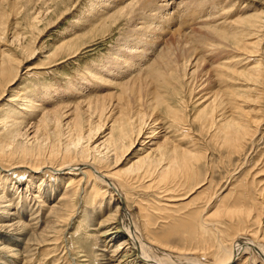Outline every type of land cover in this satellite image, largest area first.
I'll return each instance as SVG.
<instances>
[{
  "label": "bare ground",
  "instance_id": "6f19581e",
  "mask_svg": "<svg viewBox=\"0 0 264 264\" xmlns=\"http://www.w3.org/2000/svg\"><path fill=\"white\" fill-rule=\"evenodd\" d=\"M22 1L23 4L21 5L26 7L29 4L35 3L37 0ZM54 1L56 0H51V3ZM223 1L187 0L185 2L187 7L180 10L176 8L175 0H92L86 6L84 5L83 11H79L80 14L77 21H80L82 26H87L89 29L88 32L95 29L110 31V28L117 24L120 19L123 20L125 28H122L120 32L122 36L109 48L108 55H104L103 57L105 58L102 57L97 67L95 64V68L93 67V72L90 75V81L94 84L92 87L94 90L100 87H108L109 90L106 94H98L97 97H94L98 106L103 107L107 95H114L113 88H120L122 91L127 92L129 89H134L137 86L138 90H135L136 92L141 91V89L144 91L149 86V78L157 80L159 84L156 88L153 87L155 88L154 91L152 89L146 92L147 95H150L148 98L149 102H147H155L156 104L172 103L166 97V87L170 85L167 88H176L179 91L181 85L187 84L188 80L197 71L200 72L203 70L202 65H204V61L197 56L198 54H195L197 50L194 51V46L188 47L189 44L187 43V46L183 41L186 46L181 44L183 47L181 46L182 49L179 50L178 48H174L172 45L174 43L171 44V40L169 44H167L168 40L165 44L163 37L169 32L174 33V29L177 26L174 25L176 27L173 28L174 26L171 27V25L175 22H178V27L183 26L184 29H188L193 24L192 22H195L199 17H203L207 21L211 18L213 19L218 14L217 5L219 8L225 9L226 4ZM230 1L228 2L227 0L228 3ZM7 3L13 6L17 5L18 2L16 0H0V37L8 29L6 23L9 24V21H7V11L5 13L4 8V4ZM73 7L74 3L68 6L66 12H70ZM175 8L176 10L169 11V9ZM213 8L214 12L212 11ZM252 9V13L250 12L243 16L238 14L239 16L231 21L227 20L228 17L225 18V12L223 14L221 12L219 16H224V20H221L219 25L218 23L214 25L209 24L208 27L206 25V30L209 34L208 37H212V41H210L206 49L210 52L218 51L221 53V51H224L221 54V58L218 57V59L214 60L215 62L213 61V67L220 69V71L217 70L218 74L216 73L218 77H224L227 71L222 70L228 68L234 69L232 72L246 69V72L254 76L255 79L261 75L259 64L250 65L249 63L251 61L247 63L249 57L253 56L250 52L251 50L246 53L247 49L252 44L257 43L256 41H252L255 39L254 35L257 34L259 28H264V23L260 22L261 17L259 14L261 10L257 8ZM240 10L241 8L239 9L238 7L239 12ZM26 16L28 17L30 28H38L37 25L42 20V15L40 16L34 9L32 14L27 11ZM216 21L214 20V22ZM259 24L260 26H258ZM225 27H229V30L224 29ZM180 30L177 32L178 38L181 35ZM188 33L192 34L191 37H195V30L190 29ZM19 35L17 34L16 37L15 35L13 37L17 41H20V43L14 41L20 45L22 44L21 40L23 37L19 40ZM208 37L204 36V39L200 38L201 40L199 41H205V38L207 40L210 39ZM78 38L79 34L72 39L77 40ZM195 38L198 39V37ZM182 39H184V36H182ZM175 41L177 42L178 40ZM70 44H72L70 40H67L62 42L59 47ZM175 47L177 46L175 45ZM7 63V61L1 62L0 72H6L8 68ZM244 63L247 64L244 65ZM241 65H244V67L237 69V66ZM203 71H206V69ZM238 73L242 74V72ZM101 81H104V86H101ZM139 81H144V83H137ZM145 81H147L146 84ZM238 88H234L233 90V93L234 91L236 93V96L234 95L235 98L231 97V101L225 103L224 107H222L224 101L222 102L221 98H219L220 102H217V96L219 94L216 96L207 93L209 96L204 94L206 97L199 96L197 100L204 101V99H211L207 101L212 103L209 105L206 102L207 105L203 108L201 107L202 109L198 111L199 116V114H203L204 110H209L208 114H206L207 119L201 116V128L204 130L213 129L210 134L211 140H216V143L219 142L220 147L227 150L230 158L234 155L238 156L239 159L240 156L245 154L247 146L254 145L256 136L262 131L263 127H261V122L263 119L260 118L259 120V118H255L256 116L249 117L246 111L240 108L241 106L239 104L245 102L248 97L243 93V90L239 91ZM140 93V96H142L143 92L141 91ZM90 94L89 92V95L86 94L85 98L75 103L83 104L86 100L91 103ZM65 95L70 96L72 94L67 93ZM45 96H48V94ZM77 96L79 97V95ZM14 97L8 100L11 104L6 107V113L3 115L4 119L1 121L3 125L2 130L3 132L6 131L4 138L9 141L6 142V145H2L3 150L2 152L0 151V264H33L38 249L45 244H52L56 240L55 237L61 219L68 217L67 215L69 212L71 213L73 206H76L74 214L78 215L83 212V222H85L89 229L94 230L92 235L96 234L98 237V250L94 252V257L97 258L98 264H264V160L260 162L259 160H255L251 165L244 167L243 165L246 162L235 163L236 167L234 172L236 173L238 170L236 173L238 175L230 176V181L231 178H235L233 182L227 185L230 186L228 192L224 196H221L220 194L222 192L219 193L217 191L205 200L202 205L198 204L206 191L205 187L202 188L206 182L191 185L186 192L176 195L174 200H168L169 202L163 203V206L160 204H157V206L152 205L154 206L152 210H156L154 218L164 219L172 216L167 214L169 211L168 207H172V209L175 207L174 209H176L178 201H186L185 199L189 198L187 202L183 201L180 204L181 208L189 207L186 209V212H183V215L178 214L180 216L178 218L180 219H175L171 223L170 228H165L161 225V233L159 235H153L150 230V225L153 223V211H150L151 213L144 212L145 208L141 204L137 205L136 213H138V218L141 220V223H137L133 219L132 212L125 202V199L129 198L131 190L133 189V180H130V174L128 173L120 175L119 173L127 171L121 170L120 168L122 167L118 168V166L124 161L128 162L132 160L134 153L130 155L131 151L128 152V149L135 142H139L137 144L138 150L136 149V151L143 156L129 163L130 165L127 168L128 170L131 169V172L136 169L145 168L143 172L148 176H142L147 177L148 181L156 178V176L164 179L170 174L172 168L178 169V171L179 169L181 171L183 170V172L189 175L187 177L192 179L191 176H193L192 173L196 170V163L204 155H200L191 147L189 149L175 145L168 147L166 143H163V146H158L159 149L153 148L152 146L155 142H158L153 141V139L159 135V132H156L159 129L154 124L149 128L143 129L141 120L139 125H133L130 121V119H133V112L132 116L129 114L130 116L128 117L127 110L125 113L121 112L116 120L112 117L115 123L111 124L110 133H103L104 135L102 136V145L105 144L107 147H110V150L114 154V160L113 158L108 159L106 157H101L97 160H88L84 156L87 154L84 148H80L82 151H79L78 154L71 155V149L77 148L81 141V124L77 122L78 116L74 117L77 120L73 119L72 125L73 130H75V137L73 136L74 138L65 145L63 152L57 148L54 142L49 152L47 154L43 152L45 154H42L40 152V145L29 146L25 142L16 141V137L20 133L21 125L23 123L26 124V121H30L36 114L39 116L38 121L45 124L47 121L49 122L50 116L51 119H55H53L55 125L52 135L57 138L60 132L62 116L65 115L66 117L69 114L65 112L62 115L56 109L52 110L47 107L41 110V106L38 104L41 98L36 100L30 93L22 94L19 98ZM134 97L136 98V95ZM202 98L203 100H200ZM111 99L114 101V98ZM42 100L44 102L49 101L44 96ZM140 100L142 99L140 98ZM143 100L146 102L147 99ZM179 102H181V97H179ZM234 103L239 104L234 105ZM78 109V106L76 107L75 105L73 110L69 109L68 111L77 114ZM25 110L28 111L25 112ZM165 110L170 115L172 121L178 120L172 123L173 126L177 127L179 125L178 122L181 120L186 121L183 118L184 116L179 114L178 109L166 104ZM138 117L139 119L142 118L143 114ZM144 120H146L145 117L142 121ZM68 123L71 124L70 122ZM35 125L32 123L33 130L31 132H33V135H35V129L37 128V125ZM175 129L178 130L177 128ZM39 130L41 131V129ZM113 130H116V133H113ZM185 133L189 135L190 132L186 131ZM45 136L47 135L45 134ZM165 139H167V136ZM34 142L36 141L34 140ZM41 143L44 144L43 142ZM4 147H7V149L4 150ZM46 147H48V144ZM162 148L163 150L161 151ZM157 151L158 153L160 152L159 157L155 156ZM240 160L242 161V159ZM106 166L110 168L107 170L103 169ZM155 170H157V175L153 174ZM192 170L194 171L192 172ZM24 175L28 179L24 183V186L20 188V186L15 185L14 180L16 181ZM114 177H118V180H115ZM44 182L45 185L43 186L42 183ZM192 195L194 196L192 197ZM213 197H216L215 200ZM192 203L195 206L191 207ZM102 205L104 207L101 208ZM211 207L214 208L210 212L209 209ZM102 213L104 215H101ZM72 218H68L70 222ZM64 236L63 234L60 237L61 244L65 249L64 252L65 254L67 253L70 264H76V257H71V251L73 252L74 248L69 247L72 249L70 250L66 246ZM170 236L178 237L181 246L168 245L169 240L166 238ZM119 237L121 239L115 243Z\"/></svg>",
  "mask_w": 264,
  "mask_h": 264
},
{
  "label": "rangeland",
  "instance_id": "374dc122",
  "mask_svg": "<svg viewBox=\"0 0 264 264\" xmlns=\"http://www.w3.org/2000/svg\"><path fill=\"white\" fill-rule=\"evenodd\" d=\"M16 1L18 3L17 5H13L14 7L8 3L4 4L5 13L7 11L6 16H7V21H9L8 22L9 24L6 23V27L8 29H6L4 35L0 37V64L2 61L8 62L7 63L8 71L6 70V72H0V94H1L0 96V128H1L0 129V151L1 152L3 150L2 145L3 146L6 145V142L9 141V140L8 141L5 140L4 138V133L6 131L3 132L2 130L3 125L1 124V121L2 119H4L3 115L6 113L5 112V110L7 109L6 107L10 106L11 104L8 102V100L12 98L13 96H15L14 98H19L22 94L30 93L32 94V96H34V99L36 100H39L41 98L40 99L41 101H38V104H40L41 106V110L47 107L48 109H52V110L56 109L57 111L61 112L62 115L65 112L69 114L66 117L65 115L62 116V122L60 123L61 124L60 132L57 138L54 137V135H52V131H54L53 127L55 125V122H54L55 119L54 118H53L54 120L51 119L50 116H49V119L51 121L49 120V122L47 121L45 124H43L41 121H38L39 116H37L36 114L35 117H32L30 119V121H26V124L23 123L21 125L20 133H19V136L16 137V141L23 142V143L25 142L29 146L30 145L31 146L40 145V152L42 154H45V153L47 154L49 150L51 149L52 145L54 144V142L57 148L61 150V152H63L65 145H67L68 142H70L71 139L75 137L74 135L75 130H73L72 125H73V119L77 120L74 117L78 116L77 122L81 124V128H80V132L82 133L81 141L77 148L71 149V155L78 154V152L82 151L81 149L84 148L87 151V154L84 156H86L88 160H92V159L97 160L98 158H101V157H106L108 159L113 158L114 160L115 159L114 154L110 150V147H107L105 144L102 145V141H103L102 136L106 133H110L111 124L115 123L113 121L117 119V116L119 117V114L121 112L125 113V111L127 110L126 113L128 117L130 115L132 116V112H133V116H132L133 119H130L133 125L135 126L139 125L140 120H141L143 129L149 128L152 124H154L156 128L159 129V130H156V132H159V135H157L158 137L155 136L154 138L155 140L153 139V141H158V142H155L156 145L154 144L152 146L153 148L159 149L158 146L160 145L163 146V143H166L168 147L171 145L181 146L182 148L185 147L188 149L191 147L192 149L194 148V150H196L200 155L202 156L204 155V157H202L196 163L195 172H193L194 170H192L193 172L192 173L193 176H191L192 179L190 177H187L188 174L183 172V170L181 171L179 169L178 171V169L172 168V171L170 172V174H168V176L165 177L164 179H160L158 178V176H156V178H153L152 180L150 179L148 181L147 177L142 176V175L148 176L144 174L143 172L145 168H142V169L140 168L139 170L136 169L132 172H131V169L128 170L127 168L130 165L129 163L133 162L138 157L143 156V155H140L136 151V149L138 148L137 144L139 142L138 141L137 143L135 142L134 144H132V147L128 149V152L131 151L130 155L131 153H134V155L132 154L133 155L132 160L128 162L124 161L118 166V168L122 167L120 168L121 170L127 171V172L119 173L120 175L124 173H128L130 174L129 175L130 180H133V189L131 190V194L129 195V198L125 199V202L127 203L129 209L132 212L133 219L137 221V223L139 222L141 223V220L138 218L139 215L138 213H136L137 205L141 204V206L145 208L144 212L147 211L151 213L153 211L152 213L153 223L150 225V230L153 233V235H159L161 233V228H160L161 225L164 226L165 228H170L171 223L175 219H180L178 218L180 217L178 214L183 215V212H186V209L189 207L181 208L180 204H182L184 200H182L181 202L178 201V206L176 209H174L175 207H173V209L172 207H168L169 211L167 212V214L172 215L171 217H167L164 219H160V218L158 219L156 217L155 219L154 216H155L156 210H152L154 208V206L152 205L157 206V204H160L161 206H163L162 204L169 202L168 200H174L176 198L175 197L176 195H180L186 192L187 189H189L191 185H194L195 183L201 184L203 182H206V184L202 186V188L205 187L206 191L202 195V198L200 199L199 204H198V205H202L203 202L207 200L208 198H210V196L215 194V192L217 191L219 193L222 192V194H220L221 196H224L228 192V189L230 188V186H227V185L233 182L235 178V177H233V179L231 178V181H230L229 180L230 176L238 175L236 174L238 170L236 171V173L234 172V169L236 167L235 163L238 164V163L246 162L243 165L244 167L246 165L248 166L251 165L253 162H255V160H259V162L261 160L262 161L264 160L263 159L264 158V32H263L264 28L262 29L259 28V31L257 32V34L254 35L255 39L252 40V41H256L257 43L252 44L250 47H248L247 52H246L248 53V51L251 50L250 52L253 55L249 57V60L247 61V63L251 61L249 63L250 65L259 64L261 75L257 76L258 78L256 79L254 76L246 72L247 71L246 69L245 70L242 69L244 65H246L247 63H244V65H241V66H237V69H242L243 71L236 70V72H232L234 69L228 68V69L222 70V71H227V74H224V77L223 76L218 77L217 70L220 71V69H216L213 67L214 62H215L214 60L218 59V57L221 58V54H223L224 51H221V53L218 51L210 52L209 50L206 49L210 41H212L211 40L212 37H208L209 34L206 29L209 24L214 25L218 23L219 25L220 21L224 20V16H219L221 12L222 14L223 12H225L226 14L225 18L228 17L227 20L231 21L233 19H236V17H238L239 15L243 16L245 14L250 13L253 10L252 8H257L258 10L259 9L261 10L260 11L261 13L259 14L261 17L260 22L264 23L263 22L264 21V0H231V1L228 0V2L230 1L231 5L230 3L227 2V0L226 1L224 0L223 3L225 2L224 4H226L225 9H222L221 7L219 8L217 5L216 6L218 10V14L216 15L217 17L215 16L213 19L212 18L209 19L210 21L209 20L207 21L203 17H199L198 19H196L195 22H192L193 23L191 24L192 28L188 27V29H184L183 26L178 27V22H175L174 24L171 25V27H173L174 25L177 26V27L176 26L173 27V28L176 27L174 29L175 34L173 32L167 33L168 36L169 35L170 36L168 37L166 34L165 37H163L164 39L163 42L166 44L168 40L167 44H169V41L171 40L172 41V42L170 41L171 44L174 43L172 44L174 48H178L179 50L182 49L183 45L181 44H184V43L186 44L188 43L189 44V46L187 44L188 47L194 46L195 47V49L193 47L194 51L197 50L196 51L197 53L195 52V54H198L197 56H199V58L202 61H204L203 62L204 65H202L203 70L206 69V71H203V70L202 71L199 70L200 72L197 71L195 75H193L192 78L188 80L187 84H183V86L181 85V88H179V91L176 88H172V89L167 88L170 85L167 86L166 87V97L169 98L170 102L172 103H157V104L155 102L148 103L149 102L148 98L150 95H147L146 92L147 91L149 92V90H152V89H153L152 91H154V89L159 84L157 80L153 78H149L148 79L149 86L147 84L148 86V88H146L147 90L144 89L143 91V89H141V91L143 92L142 94L143 97L140 96L141 91H138V92L135 91V90H138L137 86L134 87V89H129L127 92L122 91L120 88H113L112 91L114 95L113 96L107 95L105 98L106 100L104 101V104L100 103V104H103V107L98 106V103H96V100H94V97H97L98 94L108 93L109 91L108 87H100L99 85L100 88L95 89L96 90L95 91L92 88L94 84H92V82L90 81V75L93 72V69L95 68V64L97 67L100 64L102 57L104 55H108V52L110 50L109 48H111L117 42V39L120 36H122L120 32L122 31V28L125 29L123 25L124 24L123 20L120 19L117 22V24H115L114 26H112V28H110L111 29L110 31L105 30V29H95L93 31L88 32L89 30L88 27L82 26V24H80L81 22L77 21V19L80 14L79 11H83L82 9H84L87 3L92 0H72V1L71 0L69 1L56 0L52 3H51V0L50 1L48 0V2L47 0L46 1L37 0L35 1V3L29 4L26 7L21 5L23 4L22 0L20 1L16 0ZM186 1L185 0L183 1L175 0L174 3H175L176 8L177 9L179 8L178 10L182 8H186L187 7L185 3ZM72 3H74V7L72 8L74 12L72 10H70V12H66L68 6L71 5ZM238 7L239 9L241 8L240 12L238 11ZM176 8L169 9V11L176 10ZM34 9L36 13H39L40 16L42 15V20L37 25L38 28L31 29L28 24L29 21H28V17L26 16V14H27V11L31 12L32 14ZM213 10L214 8L212 9V11ZM214 20L215 21L217 20V21L214 22ZM258 26H260V24ZM79 27L81 28L84 27L85 29L84 28L81 29ZM189 28L191 30L192 29L195 30L196 33L194 35L195 37H198V39L195 37H191L192 34L188 33L190 30ZM224 29L229 30V27L228 28L225 27ZM179 30L181 33L180 35L181 38L180 36L179 38L177 36L178 35L177 32ZM182 32L185 34H183ZM81 33H83V35H81ZM17 34H20L19 37L17 36L19 40H21L23 37V39L21 40L22 44L20 45L18 44L20 43V41H17V39H14ZM78 34H79V38L77 40L76 39L73 40L72 38H75L76 36H78ZM14 35L15 37H13ZM182 36H184V39H182ZM200 36H203V37L207 36L210 39L207 40L205 38V41H199L201 39H204L203 37H200ZM173 38H174V42H173ZM11 39H12V42H11ZM67 40H70L72 44L63 45L59 47V45H61L62 42L67 41ZM175 40H178V41L176 42ZM175 45L177 47H175ZM7 56H8V59H7ZM242 62H245V61H242ZM14 66L16 67L18 66L17 67L18 70L15 69L16 67L14 68ZM203 72H204V75H203ZM231 72H232V75H231ZM238 72H242V74ZM200 75H201V78H200ZM103 82L104 81L100 82L101 86H104ZM140 82L144 83V81H139L137 83H140ZM146 83L147 81H145V84ZM237 87H239L238 88L239 91L243 90V93L248 98H246L245 102L240 103V104L234 103V105L239 104L241 106L239 107L244 109V111H246L249 117L256 116L255 118H259V120L260 118L263 119L261 122L262 123L261 127H263L262 131L258 136H256L254 145L247 146L245 149L246 151L244 154L245 156L242 155L239 157V159H238V156H234V155H233L234 157L231 156L230 158L227 153V150L223 147H220L219 142L216 143V140H213V141L211 140L210 134L213 129L204 130L201 128V120H202L201 116H203L204 119H207L208 117L206 114H208L209 110H204L203 114L202 115L199 114V116H198V111L202 109L204 106H206L207 103H209V101L207 100H211V99H207V100L204 99L205 102L197 100L199 96L206 97V96H209V94L217 96L219 94L217 96L218 97L217 102L219 103L220 102L219 98H221L222 102L224 101V104L222 103V107H224L225 103H229L231 101V97L235 98L236 93L234 91L235 93L234 94L233 90L234 88H237ZM143 88H145V86H143ZM119 91L120 92L122 91L121 94ZM89 92L91 93L90 94V98L92 100L91 103H89L88 100H86L83 104L75 103L76 101L78 100L81 101L83 98H85L86 94L89 95ZM117 92L119 93V95H117L118 94ZM67 93L72 94V95L70 96L65 95ZM130 93H132L134 96L136 95V98L132 94L130 95ZM46 94H48V96H45ZM204 94H207V95L205 96ZM77 95H79V97ZM43 96L48 98L49 101L44 102L42 100ZM139 97L142 100H140ZM179 97H181V102L178 103ZM111 98H114L113 99L114 101H112ZM143 99L145 100L147 99L146 102ZM200 100H203V98ZM68 101L69 103H67ZM142 101H144L145 103ZM166 104H168L170 107L178 109L179 114H182L184 116L183 118L186 121L181 120L178 122L179 125L177 127L173 126L172 123H175L178 120L172 121V119L170 118V115L167 114V111L165 110ZM211 104L212 103H209V105ZM75 105L76 107L78 106L79 108L78 109L79 111H77L78 112L77 114L79 115L75 114L74 112L71 113V111H68L69 109L73 110ZM26 111L28 110H25V112ZM153 113H155L154 114L155 116L153 115ZM139 114L141 116L143 114V117L140 119L139 117L137 118V116H140ZM112 117L115 120H112ZM144 117L146 119L144 121L148 125L144 121H142ZM147 117L149 120L147 119ZM31 121L32 123L37 125V126L35 125L37 127V128L35 127L36 128L35 135H33V132H31L33 130ZM66 121L70 122L71 124H69ZM10 122L12 123V121ZM23 127L26 129H24ZM175 128H177L178 130H176ZM37 129L38 130L41 129V131L40 130L38 131ZM185 129L186 131L190 132L189 135L185 133L186 132ZM113 133H116V130H113ZM45 134L47 136H45ZM166 136H167V139H165ZM40 139H41V142H43L44 144L40 142ZM34 140L36 142H34ZM28 141H29V144H28ZM30 143H33V144H30ZM47 144H48V147H46ZM104 147H106L107 149ZM10 148H11V145H10ZM6 149L7 147H4V150ZM162 150L163 148L161 149V151ZM159 154L160 152L158 153L157 151L155 153V156L159 157L158 156ZM228 159L231 161L229 162ZM240 159H242V161ZM238 160L240 161L237 162ZM165 162L163 163L165 164ZM109 168L110 167L106 166L103 169L107 170ZM156 172L157 170H155L153 174L157 175L158 173ZM27 179L28 177L24 175V176H21L16 181L14 179L13 180H14L15 185L20 186V188H22L24 186V183H26ZM114 179L118 180V177H114ZM42 184L44 186L45 182ZM194 195H192V197ZM171 196H174V197H171ZM215 198L216 197H213L214 200ZM185 200L186 201L184 202H187L189 198ZM192 206H195V204L192 203L191 207ZM102 207L104 206L102 205L101 208ZM75 208L76 206H73V208H71V213L69 212L67 215L68 217H63L61 219V222L58 226L59 229L55 237L56 240H54L52 244H47V245L45 244L44 246L38 249L37 253L35 254V258H34L35 261H33V264H70V261L67 258V253L65 254L64 252L65 249L63 245L61 244L60 237H62L63 234L65 235L64 243L66 244V246L68 248L69 247L72 249L74 248L73 252L71 251L72 256L71 255L70 256L73 258L76 257L75 258L76 264H98L97 258L94 257V252L98 250L97 248L98 247V242H97L98 237L96 236V234L92 235V233H94V230L89 229V227L86 226L85 222H83L82 220L84 216L83 212H81L78 215L74 214ZM213 208L214 207H211L209 209L210 212L213 210ZM101 215H104V213H102ZM68 218L69 219L72 218V221L70 222ZM120 239L121 237H119L115 241V243L119 241ZM166 239L169 240L168 245L170 246H175V245L181 246V243L178 241V237L176 236H172V237L170 236L169 238H166ZM34 248H36V246H34ZM54 248L55 250L53 251Z\"/></svg>",
  "mask_w": 264,
  "mask_h": 264
}]
</instances>
